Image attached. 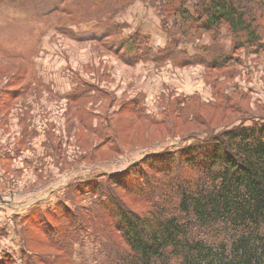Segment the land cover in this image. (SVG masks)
Listing matches in <instances>:
<instances>
[{
  "label": "rangeland",
  "instance_id": "374dc122",
  "mask_svg": "<svg viewBox=\"0 0 264 264\" xmlns=\"http://www.w3.org/2000/svg\"><path fill=\"white\" fill-rule=\"evenodd\" d=\"M157 3L0 0V264H113L111 193L141 210L133 190L171 171L146 156L264 126V39L181 36Z\"/></svg>",
  "mask_w": 264,
  "mask_h": 264
},
{
  "label": "trees",
  "instance_id": "16d2710c",
  "mask_svg": "<svg viewBox=\"0 0 264 264\" xmlns=\"http://www.w3.org/2000/svg\"><path fill=\"white\" fill-rule=\"evenodd\" d=\"M154 1L161 11L179 18L181 36L210 33L215 39L225 28L234 51L259 49L263 42L264 0ZM120 10L104 15L112 19ZM108 34L93 32L91 39ZM134 40L121 44L116 53L124 46L128 54L140 52ZM167 53L164 49L165 58L176 59ZM141 163L165 164L171 171L160 170L163 181H155L153 187L143 182L133 190L142 200L141 210H133L111 193L104 224L120 241L114 240L116 250L109 262L264 264V126L224 130L180 149L176 157L150 155ZM121 176L123 172L112 174Z\"/></svg>",
  "mask_w": 264,
  "mask_h": 264
},
{
  "label": "crops",
  "instance_id": "0c3cea01",
  "mask_svg": "<svg viewBox=\"0 0 264 264\" xmlns=\"http://www.w3.org/2000/svg\"><path fill=\"white\" fill-rule=\"evenodd\" d=\"M1 203V202H0Z\"/></svg>",
  "mask_w": 264,
  "mask_h": 264
}]
</instances>
